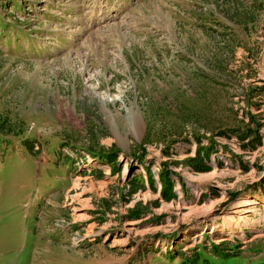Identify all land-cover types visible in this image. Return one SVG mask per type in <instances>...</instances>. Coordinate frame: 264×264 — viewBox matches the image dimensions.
<instances>
[{"label": "rangeland", "instance_id": "374dc122", "mask_svg": "<svg viewBox=\"0 0 264 264\" xmlns=\"http://www.w3.org/2000/svg\"><path fill=\"white\" fill-rule=\"evenodd\" d=\"M2 121L0 264H264V0H0Z\"/></svg>", "mask_w": 264, "mask_h": 264}, {"label": "trees", "instance_id": "16d2710c", "mask_svg": "<svg viewBox=\"0 0 264 264\" xmlns=\"http://www.w3.org/2000/svg\"><path fill=\"white\" fill-rule=\"evenodd\" d=\"M5 124H6V122L5 121H2V122H0V133L1 132H4V131H2V130H6V129H8V128H6V126H5ZM247 135L246 136H248V135H250L251 134V131H249V132H247L246 133ZM259 134V133H258ZM243 139V138H242ZM244 140V139H243ZM201 152H198V156H196V158H195V161L194 162H196V163H200V161H201ZM200 167V166H199Z\"/></svg>", "mask_w": 264, "mask_h": 264}, {"label": "bare ground", "instance_id": "6f19581e", "mask_svg": "<svg viewBox=\"0 0 264 264\" xmlns=\"http://www.w3.org/2000/svg\"><path fill=\"white\" fill-rule=\"evenodd\" d=\"M255 202H252V201H248V202H246L245 204H244V206H250V205H253Z\"/></svg>", "mask_w": 264, "mask_h": 264}]
</instances>
